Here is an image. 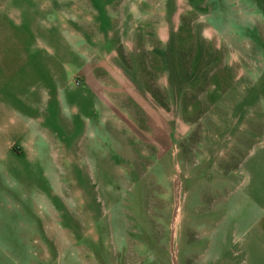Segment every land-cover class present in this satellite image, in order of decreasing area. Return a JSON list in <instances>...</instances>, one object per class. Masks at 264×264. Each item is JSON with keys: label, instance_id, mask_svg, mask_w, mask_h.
Here are the masks:
<instances>
[{"label": "rangeland", "instance_id": "obj_1", "mask_svg": "<svg viewBox=\"0 0 264 264\" xmlns=\"http://www.w3.org/2000/svg\"><path fill=\"white\" fill-rule=\"evenodd\" d=\"M9 264H264V0H0Z\"/></svg>", "mask_w": 264, "mask_h": 264}, {"label": "crops", "instance_id": "obj_2", "mask_svg": "<svg viewBox=\"0 0 264 264\" xmlns=\"http://www.w3.org/2000/svg\"><path fill=\"white\" fill-rule=\"evenodd\" d=\"M6 257L0 252V264H9L8 261L5 260Z\"/></svg>", "mask_w": 264, "mask_h": 264}]
</instances>
